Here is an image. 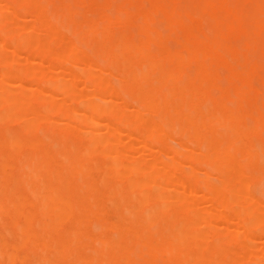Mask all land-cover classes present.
I'll return each mask as SVG.
<instances>
[{
  "label": "bare ground",
  "instance_id": "1",
  "mask_svg": "<svg viewBox=\"0 0 264 264\" xmlns=\"http://www.w3.org/2000/svg\"><path fill=\"white\" fill-rule=\"evenodd\" d=\"M19 12L33 24L7 23L4 13ZM6 47L33 59L0 61V123L23 122L0 135V214L17 234L8 242L0 231L4 264H23L25 250L34 264H264V244L257 254L241 241L264 237V0H0V56ZM44 63L85 67L28 94L9 89L36 83ZM79 82L86 92H74ZM53 115L66 120L58 142L80 128L86 144L42 148L48 138L33 135ZM124 140L139 157L118 148ZM59 158L67 164L49 169ZM14 159L23 176L8 173ZM104 187L115 219L100 224Z\"/></svg>",
  "mask_w": 264,
  "mask_h": 264
},
{
  "label": "rangeland",
  "instance_id": "2",
  "mask_svg": "<svg viewBox=\"0 0 264 264\" xmlns=\"http://www.w3.org/2000/svg\"><path fill=\"white\" fill-rule=\"evenodd\" d=\"M6 3L8 2V1H10V0H4ZM57 4H59L60 2L59 1H57L56 2ZM147 5V3L146 4H144V7H141V8H143V9H148L149 8V5L148 6H146ZM145 6H146V8H145ZM142 9V10H143ZM5 14V17H6V19H7V23H10V22H12V23H10L11 25L13 24V22H15L16 24H24V25H29V24H33V20H31L32 18L29 16V15H27V13H25V12H19V13H17V14H15V13H4ZM26 14V15H25ZM32 21V22H31ZM156 22H158V21H156ZM9 24V25H10ZM156 23H153V24H151L152 26L154 25V28L155 27H158V25L160 24H163L162 23V21H160L159 22V24H157V26L155 25ZM159 25V26H160ZM162 26V25H161ZM160 26V27H161ZM163 27V26H162ZM159 28V27H158ZM162 29V28H161ZM39 34H41V33H38V35ZM39 36H41V37H43L42 36V34L41 35H39ZM70 36V35H69ZM71 38H72V36H70ZM239 35H237V34H235L234 36H231V40L230 39H228L229 40V42H231V41H235V40H237V39H239ZM230 38V37H229ZM238 41V40H237ZM236 41V42H237ZM235 43V42H234ZM172 44V43H171ZM174 44V43H173ZM172 44V45H173ZM55 51L54 52H58V47L57 48H53ZM27 52V51H26ZM15 53L11 50V48H9V47H6V48H4L3 50H2V53H1V56H0V61L2 60V59H9V58H17L18 59V61H19V65H17V67H22V65H23V67L24 66H30L29 64V62H28V60H30V59H33L32 58V56H30V54L27 52V53H24V51L22 52V51H20V52H17L16 53V55H18V57H15V55H14ZM27 54V55H26ZM40 57V56H39ZM42 57V56H41ZM27 60V61H26ZM20 63H21V65H20ZM45 65H39V66H36L35 68H36V73L38 72L39 73V76H41V77H39L38 78V75L36 76L38 79H35L36 80V83L32 80V81H30V82H27V80H26V82H25V85H26V87L25 88H20L19 86L18 87H14V86H11V87H9V89H18V90H20V92H22V93H25V94H28V93H30L31 91H29L27 88H29V89H33V88H35L36 86L34 85V84H38V85H42V83H44V84H46L47 82H46V78L47 77H50V78H53V79H57V81L59 80V81H62V82H69V79L70 78H72V76L74 77L76 74H75V68L73 69V64H69L68 66H66V64H63L64 66H66V69H65V67H61V65H59L58 66V64H54V66H51L52 65V63H50V65H46L47 63H44ZM57 65V66H56ZM62 65V66H63ZM72 65V66H71ZM78 66V68L80 67L79 65H77ZM67 67H69V68H72L73 69V74H72V72L71 71H69V69L67 68ZM75 67V66H74ZM83 67H85V66H82V67H80L81 69L83 68ZM81 69H78V71L76 70V72H77V74H78V72H79V70H81ZM84 69V68H83ZM63 71V72H61V71ZM67 71H69L70 72V74L69 73H67ZM84 71V70H83ZM86 71V70H85ZM67 74H69V76L67 75L66 76V73ZM223 72H226V70H223ZM72 74V75H71ZM80 74V73H79ZM70 75H71V77H70ZM67 77V78H66ZM110 76H108L107 77V80L108 81H110L111 83H114V80H113V76L111 77V78H109ZM115 79V78H114ZM113 80V81H112ZM28 81H29V79H28ZM70 81H72V80H70ZM83 81V80H82ZM239 81V82H238ZM238 81L237 80H235L231 85H233V87H236V86H239L240 84V79H238ZM39 82V83H38ZM46 82V83H45ZM76 82V81H75ZM237 82V83H236ZM8 83H12L13 85L15 84L14 82H8ZM34 83V84H33ZM43 84V85H44ZM75 84V83H74ZM74 84H72L73 85V90H74V92L75 93H84V92H86L87 90V88L81 83V82H79V83H76L75 85ZM238 84V85H237ZM35 87H34V86ZM83 86L86 88V89H84L83 88ZM31 87H33V88H31ZM232 87V86H231ZM257 87H259V85L257 86ZM84 89V90H83ZM124 97V96H123ZM39 98H41V99H43V100H49V96L48 95H43V94H41V95H39ZM60 99H63V98H61L60 97ZM124 99V98H123ZM126 99H127V97H126ZM67 100V99H66ZM68 101V100H67ZM58 102H60V100H58ZM73 102V104L71 103V100H69L68 102H66L65 104H72V105H74V107L76 106V108H79L80 107V105H78L79 103H77V102H75L74 103V101H72ZM64 104V103H63ZM40 106H41V104H40V101H38V102H36V103H34L33 105H32V107H34V108H36V109H38V108H40ZM67 106H69L70 107V105H67ZM73 107V106H72ZM53 118H54V121H55V119L57 120V118L59 119V117H58V115H53L52 116ZM13 118V117H12ZM61 119V118H60ZM60 119L59 120H57V123L55 124V126L53 127V128H50V129H46L45 128V126L44 125H41V126H44L43 127V129H42V131H41V133L42 134H40L39 132L40 131H38L36 134H34L33 136L34 137H41V138H43L44 140L46 139V138H48V139H46L45 141H46V143H45V145H42V148L43 147H45L46 145H47V147H49V148H52L54 151H56V152H60V151H62V150H64V148H67V147H69L70 145H72L73 147H76L75 146V144H77V143H79L78 144V147H82V146H84V144H86V142H87V139L84 137L85 135H86V133L84 132V133H82L81 134V137H79L78 135H76V133H78L79 131L78 130H80V128L79 129H77L76 128V130H74V131H71L72 133L73 132H75V133H73V136H74V134H75V136L74 137H71L69 140H70V142H62V144H61V142H58L57 141V136H59L63 131L60 129L61 128V123H64V122H66V120L63 122V120L62 121H60ZM103 120V121H102ZM101 121H100V123H101V125L103 124V122H105L104 123V125L105 124H107L106 122V119L104 120V119H102ZM58 121H60L59 123H58ZM109 122V121H108ZM12 123V124H11ZM19 123V124H18ZM23 122L20 120V122L17 120V119H14L12 122H10V121H7V122H5V123H3V124H1L0 123V130H2L1 132H3V133H1L0 132V135L2 134H4L5 132H6V129L7 128H9V132H10V130H12L10 133H20L21 132V130H22V127H21V125L20 124H22ZM57 125V126H56ZM59 125V126H58ZM103 125V126H104ZM8 126V127H7ZM22 126H23V124H22ZM60 127V128H59ZM59 128V129H58ZM103 128V127H102ZM124 127H122V129H123ZM82 129V128H81ZM125 129V128H124ZM5 130V131H4ZM105 130V129H104ZM103 130V131H104ZM126 130V129H125ZM125 130H123V131H125ZM7 131H8V129H7ZM51 131H52V133H51ZM102 131V132H103ZM127 131V130H126ZM140 131V130H139ZM143 131V130H142ZM9 132H7V133H9ZM56 132V133H55ZM81 132H82V130H81ZM105 132V131H104ZM140 132H138L137 134L139 135V136H141V134L142 133H140ZM79 134H80V132H79ZM103 134H105V133H103ZM136 134V135H137ZM37 135V136H36ZM137 135V136H138ZM44 136H46V137H44ZM138 136V137H139ZM76 137V138H75ZM78 137V138H77ZM84 137V138H83ZM181 138L180 136H176V138ZM262 137L264 138V134L262 135ZM175 138V137H174ZM174 138L172 137V140H171V137L170 136H167V139H170V141H172V143H174ZM176 138H175V140H176ZM178 138V139H179ZM51 139H53V140H51ZM82 139V140H81ZM125 139V138H124ZM166 139V143L167 144H169V145H176V144H172V143H169V141ZM177 139V140H178ZM51 140V141H50ZM78 140V141H77ZM126 140H128V139H126ZM126 140H124V142H122V143H120L119 145H121V146H119L118 145V148L119 149H123V147L126 149V148H128V150H130L129 152H131V153H129V155H130V158H135V156L136 157H139L140 156V154L142 153V151H141V149H142V147L140 146V148H138L137 147V145L136 146H134V141H130L129 140V142H130V144H131V142H133L132 144H133V146H131L130 144H127V143H129L128 141H126ZM177 140L175 141V142H177ZM48 141V142H47ZM83 141V142H82ZM181 141H185V140H183L182 138H181V140H178V142H181ZM57 142V144H54L53 145V143H56ZM76 142V143H75ZM66 144H67V146H66ZM74 144V145H73ZM55 145H57L56 147H55ZM128 145H130V147H127ZM53 146L56 148V150H55V148H53ZM126 146V147H125ZM131 147H134L135 149L136 148H138V149H140L139 151H141L140 153H137V151L135 150V152L133 151V150H131L132 148ZM156 150V149H155ZM5 152V151H4ZM3 152V153H4ZM25 152H26V154H28L29 153V150L28 149H22L21 151H20V153H22L23 155L25 154ZM20 153H18L17 155H16V158H18V157H22L23 155L22 154H20ZM25 154V155H26ZM131 154H132V156H131ZM137 154V155H136ZM22 155V156H21ZM139 155V156H138ZM96 156V157H95ZM94 158H92V161H90L91 163H94L93 161H95L96 159H98V161L100 160V159H102V161L100 160V162H102L101 164H103V165H105L106 164V162L108 161L109 162V159L108 158H101V157H99V156H97V155H94L93 156ZM150 158V157H149ZM148 157H147V160L149 159ZM95 159V160H94ZM18 159H14V162L13 161H11V164H13V168H12V170H8V173H11V174H13V175H16V174H19V175H22L23 176V173H26L27 172V168L26 167H24V169L23 170H20V169H18L19 167H20V165L18 164L19 163V160L17 161ZM64 159H61V158H59V159H56L55 161H53V163L51 162L49 165H48V168L50 169L51 168V170H55L57 167V169H59V168H62L61 166L62 165H66L67 164V161H65V162H62ZM89 160H91V157L89 158ZM60 162L59 164L57 163V162ZM97 161V162H98ZM96 162V161H95ZM107 162V163H108ZM124 162H126V161H124ZM57 164V167H56V164ZM66 163V164H65ZM99 163V162H98ZM100 164V163H99ZM15 165V166H14ZM51 165H53V167L51 166ZM60 165V166H59ZM50 166V167H49ZM18 167V168H17ZM186 167V166H185ZM184 167V168H185ZM260 167H263V166H260ZM259 167V169H262V168H260ZM21 168H23V166H21ZM26 168V169H25ZM53 168H55V169H53ZM186 169H188V167L186 168ZM186 169H184V170H186ZM253 169H256V171H255V173L256 172H259L258 171V167H255V168H253ZM263 169H264V167H263ZM199 170V169H198ZM197 170V171H198ZM201 170V169H200ZM198 171V172H200L201 173V171ZM10 171V172H9ZM21 171V172H20ZM263 171V170H262ZM197 172V173H198ZM261 172V171H260ZM199 174V173H198ZM25 175V174H24ZM200 175V174H199ZM9 185H12V181H10V184ZM108 187H104V188H101V190L102 191H100V195H98V197H100L99 198V200H100V204H99V208H102V209H100L99 211H103V210H105L104 212H103V214L101 215V217H102V219H101V221H100V224H102V223H104L105 221H107L108 220V218H109V216L108 217H105L106 215H110V214H112L111 215V220L113 221V218L115 219V208H114V206L111 204V203H109V202H106V195L107 194H105V193H107L108 192V189H107ZM0 190H2V189H0ZM253 190H255V191H253ZM257 192V188H253L252 190H251V196H258V194H259V196H260V193L258 192V194H255ZM263 192H264V190H263ZM263 192H261V194L263 193ZM264 194V193H263ZM262 194V195H263ZM200 198V197H199ZM209 204V203H208ZM207 204V205H208ZM100 205H101V207H100ZM106 205V206H105ZM108 205V206H107ZM207 205H206V203H204V201H199V203L197 202L196 203V207H201V208H208L209 206H210V204L208 205V207H207ZM27 208H30L29 206H26V209ZM110 208V209H109ZM106 211H108L109 213H106ZM231 213H233V212H231ZM231 213H229L228 214V216L231 214ZM1 216H3V217H1V219L3 220V222L1 223V219H0V223H1V225H0V231H2V235H3V237H4V235H5V240L6 241H8V242H12L13 240H14V238L17 236V234L16 233H13L12 234V232H10L9 231V233H7V232H5V229H9V230H11L9 227H8V223H10V220H9V218L7 217V216H5V215H3V214H0ZM234 215V213L232 214V215H230L231 216V218L230 217H228L227 216V219H228V221L229 220H231V222H229L230 224L232 223V221H234V218L233 217H235V216H233ZM5 217H7V219L5 218ZM103 218H104V220H103ZM233 218V219H232ZM236 218V217H235ZM4 220H5V222H4ZM102 220L104 221V222H102ZM111 220H109V221H111ZM235 220H237V218L235 219ZM226 221V222H225ZM225 221H222V223H221V225L219 224V228L217 229L220 233H224L225 232V225L226 226H228L227 225V220H225ZM96 224V223H95ZM160 224V225H159ZM224 224V225H223ZM232 224H237V221H234ZM3 225H5L6 226V228H4L3 227ZM96 225H99V223H97ZM234 225V226H235ZM161 223H158V224H156V229H159V228H161ZM224 226V227H223ZM3 227V228H2ZM94 227H96V226H94ZM97 227H99V226H97ZM221 227V228H220ZM223 227V228H222ZM99 229V228H98ZM224 230V231H223ZM259 229H257L256 231H258ZM223 231V232H222ZM7 233V234H6ZM11 234L13 235V236H11ZM255 234H257L258 236H261V238L259 239V237H257V235L255 236L256 238V240L254 239L253 241H251V240H246L245 238H243V237H241V241L242 242H247V243H249V244H252L253 245V247H252V251H254L255 253H257V254H259L260 253V248L263 246V244H264V240H262V239H264V237H263V235H262V231L260 230L259 232H256ZM8 235H10L11 236V238H10V236H8ZM215 235V234H214ZM213 235V237L215 238V236ZM213 237H212V239H213ZM218 237V236H217ZM263 237V238H262ZM11 240H10V239ZM246 240V241H245ZM263 241V243L262 242H260V241ZM232 248L233 249H235V250H238V245H234V246H232ZM263 249V248H262ZM21 252V251H20ZM19 252V253H20ZM22 252H24V249H22ZM18 253V254H19ZM28 254V255H30L31 256V253H29V251H27V250H25V253L23 254L22 253V255H24L25 256V254ZM20 256H21V253L19 254ZM28 255H26L25 256V260H24V263H27V264H34V258H36L37 256H35V255H33L32 254V256H33V258L31 257V258H28L27 256ZM2 256V255H1ZM29 256V257H30ZM4 258H6V256H3V258L2 259H0V264H4V262L6 261V259L4 260ZM31 259L33 260V263L31 262ZM37 259V258H36ZM38 260V259H37ZM37 261L35 260V263H36ZM20 264V262L18 261H16L15 262V264ZM23 263V264H24ZM38 264V263H37Z\"/></svg>",
  "mask_w": 264,
  "mask_h": 264
}]
</instances>
